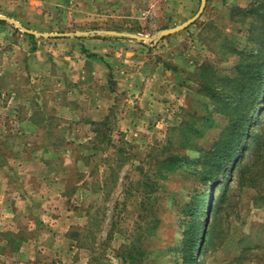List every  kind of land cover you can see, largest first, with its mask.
Here are the masks:
<instances>
[{"label":"rangeland","instance_id":"obj_1","mask_svg":"<svg viewBox=\"0 0 264 264\" xmlns=\"http://www.w3.org/2000/svg\"><path fill=\"white\" fill-rule=\"evenodd\" d=\"M198 6L0 0V264H182L193 225L192 264H264V84L201 181L264 62V0H205L156 36Z\"/></svg>","mask_w":264,"mask_h":264},{"label":"trees","instance_id":"obj_2","mask_svg":"<svg viewBox=\"0 0 264 264\" xmlns=\"http://www.w3.org/2000/svg\"><path fill=\"white\" fill-rule=\"evenodd\" d=\"M30 36V35H28ZM264 44V43H263ZM83 53H87L82 50ZM88 59H94L95 56L93 54H86ZM258 60V59H257ZM255 62L257 63V69L253 71H247L245 74V81L243 82L240 90L238 93L234 94L237 96V102L235 106L229 110L228 117L229 122L231 123L228 126L229 134L231 135V141L227 142L228 136L224 135L221 137L222 149L217 150L215 152L205 153L203 157H205L206 162L203 164L207 168L205 172L204 178L201 179L203 184L207 186L217 179L218 171L223 169L228 163L232 162L236 154L240 149V145L242 142V138L244 137L246 127H247V114L245 110H250L252 106L255 105L257 99L259 98L260 90L264 84V62L258 60ZM231 127V128H230ZM257 134L255 130L251 133L250 138L254 141L257 138ZM234 140V142H233ZM226 143V144H225ZM225 144V145H223ZM206 181V182H205ZM222 198V194L218 196V201L220 202ZM188 210V209H187ZM195 228V225L187 228L184 232V249H183V258L182 264H192V256H193V236L192 233ZM205 240V235L201 238L198 243V247L200 251L203 249V244Z\"/></svg>","mask_w":264,"mask_h":264},{"label":"water","instance_id":"obj_3","mask_svg":"<svg viewBox=\"0 0 264 264\" xmlns=\"http://www.w3.org/2000/svg\"><path fill=\"white\" fill-rule=\"evenodd\" d=\"M204 4H205V0H199L198 9H197L196 13L191 18H189L185 22H183V23H181V24H179L173 28L164 29V30L159 31L156 36L157 37L167 36V35L173 34L175 32H178V31L184 29L185 27H187L189 24H191L193 21H195L198 18V16L200 15V13L203 10ZM0 19H5V18L0 17ZM5 20H7V19H5ZM8 21H10V20H8ZM105 34H107L108 36H113V37H122L121 35H118V34L112 33V32H105ZM124 37L129 38L131 40L141 41V42H147V41L151 40V38L136 37V36L127 35V34H125Z\"/></svg>","mask_w":264,"mask_h":264}]
</instances>
